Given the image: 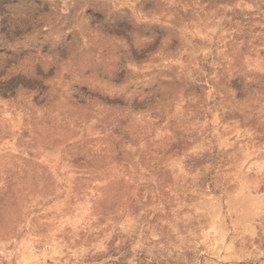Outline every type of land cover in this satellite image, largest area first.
Segmentation results:
<instances>
[{"label": "rangeland", "instance_id": "obj_1", "mask_svg": "<svg viewBox=\"0 0 264 264\" xmlns=\"http://www.w3.org/2000/svg\"><path fill=\"white\" fill-rule=\"evenodd\" d=\"M0 264H264V0H0Z\"/></svg>", "mask_w": 264, "mask_h": 264}]
</instances>
